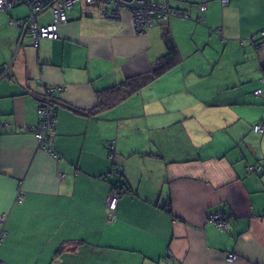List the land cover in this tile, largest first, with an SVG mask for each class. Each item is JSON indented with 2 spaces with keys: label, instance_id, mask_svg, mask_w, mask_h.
Returning <instances> with one entry per match:
<instances>
[{
  "label": "crops",
  "instance_id": "1",
  "mask_svg": "<svg viewBox=\"0 0 264 264\" xmlns=\"http://www.w3.org/2000/svg\"><path fill=\"white\" fill-rule=\"evenodd\" d=\"M156 1L186 16L138 35L127 10L107 20L80 3L57 39L37 45L9 24L26 6L0 12V264H264V170H248L264 163V0ZM166 30L178 64L100 103L102 91L150 71ZM42 84L63 87L59 159L20 130L39 123Z\"/></svg>",
  "mask_w": 264,
  "mask_h": 264
},
{
  "label": "built area",
  "instance_id": "2",
  "mask_svg": "<svg viewBox=\"0 0 264 264\" xmlns=\"http://www.w3.org/2000/svg\"><path fill=\"white\" fill-rule=\"evenodd\" d=\"M222 6H226L230 0H219ZM83 3L87 7L95 8L99 15L107 20L118 19L123 10H127L131 15L134 32L138 35H143L149 28L154 26L159 20L167 19L170 16H186L183 12H178L156 0H0V12H5L8 9L24 5L28 9V15L25 18L17 21L10 20V25H15L23 32H27L35 45L40 39L55 40L59 37L58 26L68 21V14L75 8L76 5ZM201 11L206 10L205 4H200ZM45 12H49L51 21L48 23H40L39 18ZM201 23L204 22L200 18ZM264 36V30L261 31ZM43 93L39 101L37 113L39 123L33 127H22L20 130L31 131L35 134L41 148L59 159V155L54 151V131L56 126V113L59 109V103L56 99L58 92L63 90V87L51 86L42 84ZM254 94L259 96L261 89L254 90ZM263 126L258 123L254 126L255 132H262ZM112 149V146L109 145ZM113 156L112 154L110 155ZM248 170L258 172L264 170V163L261 166L250 165ZM113 173L117 174L114 169ZM62 176V175H61ZM21 193L17 195V202H21ZM120 198V191L114 189L106 201V210L108 220H114V212ZM211 220L215 225L223 230L227 228L225 217L222 213L216 212L211 215ZM6 215H0V244L2 243L6 231L4 223ZM228 259L233 260L235 256L228 254Z\"/></svg>",
  "mask_w": 264,
  "mask_h": 264
},
{
  "label": "trees",
  "instance_id": "3",
  "mask_svg": "<svg viewBox=\"0 0 264 264\" xmlns=\"http://www.w3.org/2000/svg\"><path fill=\"white\" fill-rule=\"evenodd\" d=\"M163 42L167 47L166 53L153 64L149 72L129 77L124 82L102 91L99 97L100 103H105V107H111L137 93L162 76L167 70L177 65L179 62V54L167 30L163 33Z\"/></svg>",
  "mask_w": 264,
  "mask_h": 264
},
{
  "label": "rangeland",
  "instance_id": "4",
  "mask_svg": "<svg viewBox=\"0 0 264 264\" xmlns=\"http://www.w3.org/2000/svg\"><path fill=\"white\" fill-rule=\"evenodd\" d=\"M28 14V13H27ZM27 14H26V16H27Z\"/></svg>",
  "mask_w": 264,
  "mask_h": 264
},
{
  "label": "water",
  "instance_id": "5",
  "mask_svg": "<svg viewBox=\"0 0 264 264\" xmlns=\"http://www.w3.org/2000/svg\"><path fill=\"white\" fill-rule=\"evenodd\" d=\"M23 33H25V32H23Z\"/></svg>",
  "mask_w": 264,
  "mask_h": 264
}]
</instances>
